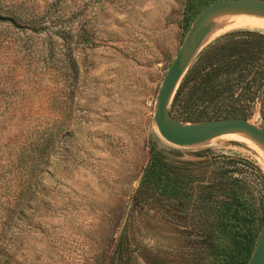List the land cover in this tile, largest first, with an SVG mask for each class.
I'll list each match as a JSON object with an SVG mask.
<instances>
[{
  "label": "rangeland",
  "instance_id": "rangeland-1",
  "mask_svg": "<svg viewBox=\"0 0 264 264\" xmlns=\"http://www.w3.org/2000/svg\"><path fill=\"white\" fill-rule=\"evenodd\" d=\"M215 1L0 0V264H106L123 232L113 264H246L264 153L228 136L180 147L148 118L190 22ZM230 31L253 40L245 76L232 62L228 87L222 76L198 97L190 80L176 98L182 78L176 118L264 127V23L234 22L206 45ZM152 156L168 185L134 203Z\"/></svg>",
  "mask_w": 264,
  "mask_h": 264
},
{
  "label": "water",
  "instance_id": "water-1",
  "mask_svg": "<svg viewBox=\"0 0 264 264\" xmlns=\"http://www.w3.org/2000/svg\"><path fill=\"white\" fill-rule=\"evenodd\" d=\"M264 18V0H217L191 21L158 87L152 119L159 135L180 147L200 146L220 135L234 133L251 139L264 152V127L245 117H223L185 122L170 111V103L184 74L213 33L225 25L224 16ZM246 264H264V223Z\"/></svg>",
  "mask_w": 264,
  "mask_h": 264
},
{
  "label": "trees",
  "instance_id": "trees-1",
  "mask_svg": "<svg viewBox=\"0 0 264 264\" xmlns=\"http://www.w3.org/2000/svg\"><path fill=\"white\" fill-rule=\"evenodd\" d=\"M187 25H189V22ZM236 32L237 31L226 32L221 35L220 38L203 47L183 77L180 87L175 95L176 98L178 97V94L184 90V87L189 83L190 80H194V82H196L193 85L194 88L201 89L202 94L198 97L203 95L210 96L211 94L215 95L214 92H217L216 87L220 85L218 80L222 76H224L222 84L228 87V84L231 80V75L235 74V69H230L232 62L236 63L235 65L240 66L239 70H237L238 75L236 74V76H245L244 70L248 68V63L245 61L246 57L249 58L248 52L245 54V56L242 55L244 54V49L250 45L244 46V44H251L253 40L252 38L246 39L243 37L244 35H240L244 31H239L238 35H236ZM245 32L247 34L254 33L251 31ZM200 74H202V76L199 81H197V78ZM148 118L150 121H152L150 114L148 115ZM166 169L167 164L164 161L159 158L156 159V157L153 156L150 157L142 169L139 187L135 192V196L132 197V202L135 203L139 200H142L143 195L149 190V188H154L155 186L159 188V186H161L162 189L165 190L168 185L167 180H165L167 177V173H165ZM171 193H173V191H171ZM146 197L148 196H145V198ZM24 214H26L25 211ZM123 237H128L126 232L121 233V236L116 237L111 243V249L108 254L109 260L106 264L115 263L114 256H119L122 253V250L126 249V247L124 248V245L121 242Z\"/></svg>",
  "mask_w": 264,
  "mask_h": 264
},
{
  "label": "bare ground",
  "instance_id": "bare-ground-1",
  "mask_svg": "<svg viewBox=\"0 0 264 264\" xmlns=\"http://www.w3.org/2000/svg\"><path fill=\"white\" fill-rule=\"evenodd\" d=\"M224 18H225L224 19L225 25L221 29H219L215 33H213L212 36H214L216 33H218L219 31H221L222 29H224L225 27H227L228 25H230V24H232L234 22L246 21V22H253V23H264V18L263 17L254 16V15H244V14L228 15V16H224ZM220 136L235 137V138L241 139L243 141L252 143L253 145L257 146L251 139H249L247 137H244L242 135H238V134H234V133H229V134H224V135H220ZM215 138H217V137H215ZM215 138H213V139H215ZM258 148L262 151V149L260 147H258Z\"/></svg>",
  "mask_w": 264,
  "mask_h": 264
}]
</instances>
